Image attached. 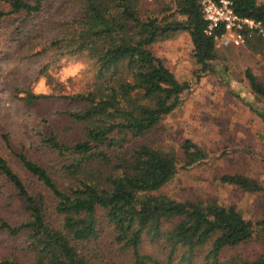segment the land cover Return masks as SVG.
<instances>
[{
  "label": "trees",
  "instance_id": "1",
  "mask_svg": "<svg viewBox=\"0 0 264 264\" xmlns=\"http://www.w3.org/2000/svg\"><path fill=\"white\" fill-rule=\"evenodd\" d=\"M47 1L11 0L7 10L0 9V19L21 15L32 21L30 17L46 13ZM72 1L76 11L51 23L50 41L42 51L53 59L83 57L92 67V80L76 93L62 94L80 105L64 113L66 127L51 125L42 134L47 162L17 154L31 183L0 155V173L20 201L18 223L0 220V226L22 244V257L4 264H99L98 256L106 254L105 238L116 249L101 264H167L141 251L146 234L168 242L170 256L183 248L180 258L188 263L202 251L208 264H264V255L220 260L226 249L264 228V221L246 219L233 204L154 194L179 168L205 157L196 143L185 139L182 157L148 143L124 150L120 144L153 129L190 87L153 52L156 42L187 32L195 80L215 70L216 47L206 32L202 0H171V13L164 18L142 16L135 0ZM230 1L237 15L264 23V2ZM257 40L264 45V38ZM244 75L264 103V83L249 68ZM47 97L27 93L24 99L32 103ZM258 107L251 106L264 120V109ZM221 181L244 191H264V181L239 174H224ZM103 233L109 236L103 238Z\"/></svg>",
  "mask_w": 264,
  "mask_h": 264
},
{
  "label": "rangeland",
  "instance_id": "2",
  "mask_svg": "<svg viewBox=\"0 0 264 264\" xmlns=\"http://www.w3.org/2000/svg\"><path fill=\"white\" fill-rule=\"evenodd\" d=\"M10 1L0 0V9L7 10ZM135 1L142 16L153 13L164 18L171 13V0ZM45 4L46 13L30 17L32 21L23 20L21 15L0 19V155L28 183L32 180L17 154L25 153L37 162L48 161L41 143L42 134L51 125L66 127L64 113L77 110L80 105L62 94L78 92L93 76L91 65L81 56L66 54L53 59L42 51L50 41L51 23L71 17L76 11L72 0H49ZM258 38L253 35L239 47L216 48L215 70L198 81L193 74L197 66L187 32H177L153 45V52L175 77L188 81L190 87L180 95L177 107L153 129L141 138L120 142L122 150L148 143L182 157L180 144L190 139L205 154L201 161L179 168L154 194L178 201L233 204L246 219L264 221V191H244L221 181L224 174L264 181V120L251 108L264 109V103L251 92L244 75V70L249 68L264 83V45ZM27 93L48 97L28 103L24 99ZM19 202L15 190L0 173V220L17 224ZM106 236L109 235L103 233L102 237ZM21 246L17 238L0 226V264L4 260L20 259ZM112 248L116 249L105 238L106 254L99 255L96 261L101 264L109 260L111 253L114 254ZM141 251L164 263L168 261L167 264H208L202 251L190 263L180 258L183 248H177L170 256L168 242L161 238L152 240L147 234ZM262 255L264 228L259 227L248 240L221 253L220 260L241 262Z\"/></svg>",
  "mask_w": 264,
  "mask_h": 264
},
{
  "label": "built area",
  "instance_id": "3",
  "mask_svg": "<svg viewBox=\"0 0 264 264\" xmlns=\"http://www.w3.org/2000/svg\"><path fill=\"white\" fill-rule=\"evenodd\" d=\"M202 11L208 22L206 32L213 35L217 48L241 46L253 35L264 38V23L237 15L230 0H202Z\"/></svg>",
  "mask_w": 264,
  "mask_h": 264
},
{
  "label": "crops",
  "instance_id": "4",
  "mask_svg": "<svg viewBox=\"0 0 264 264\" xmlns=\"http://www.w3.org/2000/svg\"><path fill=\"white\" fill-rule=\"evenodd\" d=\"M235 47V46H234ZM239 47V46H238ZM217 48V47H216ZM221 48H224V47H221Z\"/></svg>",
  "mask_w": 264,
  "mask_h": 264
}]
</instances>
